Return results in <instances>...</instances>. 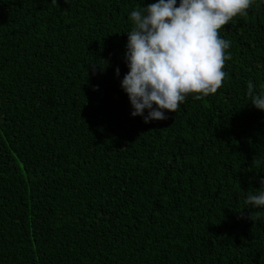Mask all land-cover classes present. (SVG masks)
Instances as JSON below:
<instances>
[{
  "label": "trees",
  "instance_id": "obj_1",
  "mask_svg": "<svg viewBox=\"0 0 264 264\" xmlns=\"http://www.w3.org/2000/svg\"><path fill=\"white\" fill-rule=\"evenodd\" d=\"M155 2L0 0V264H264V0L219 31L217 92L146 124L120 83Z\"/></svg>",
  "mask_w": 264,
  "mask_h": 264
},
{
  "label": "clouds",
  "instance_id": "obj_2",
  "mask_svg": "<svg viewBox=\"0 0 264 264\" xmlns=\"http://www.w3.org/2000/svg\"><path fill=\"white\" fill-rule=\"evenodd\" d=\"M254 0H157L141 10L131 11L128 19L124 61L128 72L120 86L131 104V116L144 123L167 120V112L179 111L188 94L201 100L215 94L228 75L225 60L232 59L231 41L218 34L238 15L247 16ZM57 5V0H51ZM107 66L106 61H102ZM115 73L120 75L119 68ZM247 96L251 104L264 111V91L256 92L249 80ZM147 113V114H145ZM260 187L249 191L245 205L247 219L251 209L264 208V178ZM244 209L239 212L244 217Z\"/></svg>",
  "mask_w": 264,
  "mask_h": 264
}]
</instances>
